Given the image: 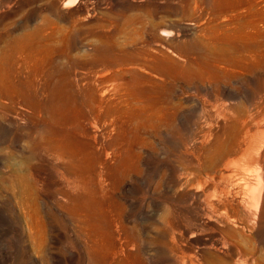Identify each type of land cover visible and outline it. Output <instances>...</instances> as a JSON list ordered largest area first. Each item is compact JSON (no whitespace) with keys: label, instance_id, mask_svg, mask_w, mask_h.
Masks as SVG:
<instances>
[{"label":"rangeland","instance_id":"rangeland-1","mask_svg":"<svg viewBox=\"0 0 264 264\" xmlns=\"http://www.w3.org/2000/svg\"><path fill=\"white\" fill-rule=\"evenodd\" d=\"M211 3L0 0V60L10 53L15 75L41 28V47L68 45L79 57L111 44L170 47L181 66L186 37L215 21ZM256 6L254 65L217 80L178 74L166 91L179 105L173 128L142 145L122 130L94 170L34 147L61 112L48 101L37 113L29 91L8 93L0 65V264H264V0ZM25 32L32 40L16 51ZM31 67L20 65L23 78Z\"/></svg>","mask_w":264,"mask_h":264},{"label":"bare ground","instance_id":"bare-ground-1","mask_svg":"<svg viewBox=\"0 0 264 264\" xmlns=\"http://www.w3.org/2000/svg\"><path fill=\"white\" fill-rule=\"evenodd\" d=\"M211 1L208 8L215 21L186 37L178 53L184 60L181 66L169 55H177L170 47L167 48L170 53H166L147 45L111 44L89 52L82 50L85 52L80 57L73 55L68 45L41 47L39 41L45 37L41 28L34 31L37 45L28 53L19 54L15 75L10 64H6L11 54H5L0 60L5 90L11 94L29 91L37 113L48 101L55 102L57 115L61 112L59 118L53 115L49 130L34 134V147L65 159L71 167L87 163L94 170L92 160L100 158V150L108 156L122 130L129 142L142 145L148 143L151 135L173 128L179 105L166 91L175 84L178 74L187 77L205 74L207 79L217 80L226 77L230 68L257 61L261 51L257 29L261 12L257 0ZM220 17L232 20L234 26L227 27V23L218 21ZM141 23L140 26L148 27V19ZM159 34L173 35L163 28ZM31 37L32 33L25 32L17 38L16 51H25ZM27 61L32 66L30 76L23 78L20 65ZM211 152L218 156L221 149L216 146ZM96 175L101 176L100 170Z\"/></svg>","mask_w":264,"mask_h":264}]
</instances>
